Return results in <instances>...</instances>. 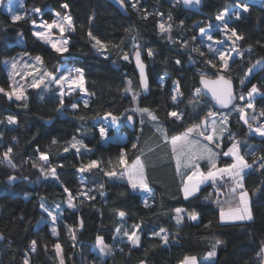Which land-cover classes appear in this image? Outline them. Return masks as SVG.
<instances>
[{"label": "trees", "instance_id": "16d2710c", "mask_svg": "<svg viewBox=\"0 0 264 264\" xmlns=\"http://www.w3.org/2000/svg\"><path fill=\"white\" fill-rule=\"evenodd\" d=\"M123 2L128 17L105 0H23L27 13L39 8L41 19L48 22L56 13L72 16L75 30L68 33L69 51L62 54L34 37L32 22L38 20L35 15L13 22L11 15L0 11V88L12 92L3 60L23 52L41 56L44 69L53 74L65 64L82 68L90 95L87 107L78 103L79 107L71 110L64 107L71 101L64 100L61 108V98L54 92H40V95L29 89L27 99L20 101L0 93V121H3L0 153L12 147L16 164L12 168L6 161L0 163V234L4 237L0 241V264H23L25 258L29 264H61V259L63 264H181L190 256H195L199 264H262L264 169L258 165L264 157V137L248 132L236 104L228 111L216 110L201 95L198 80L204 75L200 71L212 78L221 74L235 83L238 97L242 93L246 95L253 84L257 85L259 93L252 99V110L264 117L261 115L264 113V70L257 75H246L256 61L264 60V1L204 0L202 14L185 11L180 0ZM65 3L68 9L62 7ZM244 6L248 12L241 14L240 19L231 18L228 23L244 37L236 43L243 58L232 60L227 69L217 68L216 63H208V56L199 47V29L205 28L208 21H215L225 10L237 11ZM161 22L166 26L171 24V32L162 33L158 27ZM198 23L201 25L196 27ZM20 37L23 45L18 44ZM185 42L187 47L183 46ZM135 45L143 51L147 63L149 50L154 54L153 65L148 64L151 90L146 97L141 94L131 62ZM125 55L128 60L123 59ZM177 60L180 64H176ZM164 75L167 79L161 85L158 80ZM241 79L245 80L243 86L239 83ZM173 83H177L180 92L176 102L172 100ZM247 103L248 100L244 104ZM135 107L146 108L155 115L161 132L153 123L139 124L133 113ZM172 111L182 119L171 117ZM209 113L228 114L229 132L215 145L216 152L221 154L216 163L218 168L232 163L233 159L224 153L235 141L247 140V146H253L254 152L249 154L244 148L246 161L252 167L243 177L252 221L221 224V211L237 204L230 199L231 187L226 184L217 187L207 183L195 196L183 197L182 181L188 172L178 167L170 140L209 118ZM10 115L17 119V124H7ZM129 115L137 119L135 130L129 131L122 123L126 140L104 143L93 122L105 116L127 118ZM162 131L166 132L167 139ZM74 139L87 147L77 152L71 147ZM40 153L49 156L47 165L56 168L58 179L46 178L40 172L39 167L45 164L38 159ZM122 154L127 161L124 166L118 163ZM136 159L144 164L147 182L153 191L148 207L143 196L132 190L120 175ZM92 160L100 162L98 168L78 170ZM207 167L203 164V170L207 171ZM112 170L117 172L116 177L104 175L105 171ZM10 176L20 180L14 187L5 184ZM64 187L74 197V208L67 207ZM90 196L95 198L89 199ZM42 203L51 212L57 209L55 223L41 208ZM176 208L185 210L180 224L176 223ZM118 211H124L126 216L121 219ZM188 214H196L198 219L192 221ZM138 223L142 224L138 232L140 242L133 247L123 232L131 231V226ZM53 227L57 229L55 235ZM117 228H121L119 239H115ZM161 229L169 235L167 244L160 238ZM100 237L112 247L105 257L97 249ZM33 240L37 242L34 252L30 251ZM217 241L222 243L216 248L217 255L212 262H201Z\"/></svg>", "mask_w": 264, "mask_h": 264}, {"label": "snow or ice", "instance_id": "6c2138e0", "mask_svg": "<svg viewBox=\"0 0 264 264\" xmlns=\"http://www.w3.org/2000/svg\"><path fill=\"white\" fill-rule=\"evenodd\" d=\"M121 3H123V0H121ZM183 3L188 5V4H200V0H183ZM62 7L64 9H68L69 5L67 3L63 4ZM132 7H136L135 2H133ZM248 7L244 6L242 8L243 12H248ZM34 11L39 14L41 13V9L36 8ZM149 13L148 15H150ZM57 16H59V13H56ZM160 16H163V13H159ZM229 13L227 10L222 12L221 14L216 16V20L220 21L222 23V28L220 31L223 33L226 41H229L233 44H235V41L238 40H243L244 37L241 35H238L235 28H230L229 24L226 21V17H228ZM236 19H240V13L236 12L233 14ZM147 18V15L145 16V19ZM13 22L19 21L21 17L19 15H15L12 17ZM94 19V17H93ZM169 20H171V16L168 17ZM33 25L40 29L37 31L33 32V35L43 41L46 44H50L51 47L57 52V53H64L69 51L67 45L69 43L67 38H62L59 42H55L51 39V36L49 35L51 29L53 28H58L59 32L63 35L65 30L67 29L68 31H74V24H73V18L71 15H64L62 19L59 21H53L52 23H47V22H42L40 24H36L35 21H33ZM160 31L162 33H169L171 32V24H168L167 26L165 23L161 22L158 25ZM47 29V31H45ZM201 35H206L207 39L209 41H213V36L207 35L204 27H200L199 29ZM89 35L91 36V32H89ZM235 38V39H233ZM95 39V38H93ZM171 39V37H169ZM217 45H219L221 42L220 41H215ZM97 45H101V42L99 40H96ZM184 47H187L186 42L183 43ZM103 48V45H101ZM208 51L212 52L215 54V57L218 58V60L221 62V69H227L229 67V61L232 59L231 55H229V51L227 49H222L220 47H213L212 44H209L208 46ZM195 51H199V49H194ZM235 50V49H233ZM250 51V49H249ZM149 56H152L151 50L148 52ZM200 55H204L203 52H200ZM241 58H243V53H239ZM135 58L137 62V66L140 71V77H141V83L143 84V88L145 91L148 89V82L145 76V65L141 62L140 59V52L137 50L135 53ZM123 59L128 60L129 57L125 55ZM35 61L37 64L42 65L43 64V58L41 56H36ZM208 63H212L211 59L208 61ZM257 64L260 63V61L256 62ZM176 64H180V61L177 60ZM12 67L16 68V63H12ZM25 67H29V65H25ZM215 67V65H213ZM255 67V65H253ZM252 69L248 70V73L246 75L251 74ZM75 73V77H72V73ZM31 74V73H29ZM45 80L48 81L47 84H45ZM202 81L205 85H212L210 88V91L212 92L213 96L217 100V102L222 106V107H227L228 104L235 99L236 97L233 95L232 91V82L230 80H226L223 76H220L218 80L216 81H208L206 79H203ZM240 85L243 86L245 84V80L241 79L239 81ZM44 84L45 87H51L52 84H55L57 87L63 89L65 85H67V92L64 90H61L59 92V95L61 97L60 100V106L61 108L63 107V97L67 94L70 95L72 91L79 90L82 93L87 94V89L85 88V77H84V70L82 68H74V69H68L67 74H62L60 76H56L51 72H44L40 78L34 79L31 86L34 88L40 87V85ZM173 91L177 95L172 96L173 102L177 101V96L180 94L179 93V87L177 86L176 88L173 89ZM0 93H4L10 100L12 99V96H15V99L17 101H20L22 99H25L24 94L22 91L15 90L13 89L12 92H5L3 88H0ZM259 93V89L257 85L253 84L251 88L247 91V108L252 109L254 107L252 103V98L254 94ZM197 95H199V90H197ZM239 100L244 101L246 99L245 95L242 93L239 95ZM83 104L85 107L88 106V100L84 99ZM26 106V105H25ZM73 109H76L79 107L78 104H72L71 106ZM241 113V119L244 120V123L249 126L250 129H252L254 132L258 133L260 136L264 137V123L259 124L257 127L252 128L251 123H249L248 119L245 117L244 113L245 110L244 108H239L237 109ZM136 111L140 112H148V114L151 116L153 120H156L157 117L153 115L148 109H136ZM111 115V114H109ZM171 117H174L176 119H182V117L176 112L172 111L169 113ZM209 115H213L212 113H209ZM262 116H264V113H261ZM107 119V117H105ZM113 121H116L118 117L112 116ZM129 121L133 119L131 115L127 117ZM253 120H256L257 117L253 116ZM227 118L224 117L222 118L221 123L224 124L226 123ZM0 123H3V121H0ZM18 121L14 116H8L7 117V124L9 125H15L17 124ZM220 132L221 134L224 131L223 127H220L218 129L217 127V121L215 119L212 120L211 125L209 126L208 122L205 120L201 124L194 125L193 127L189 128L182 136H176L171 139V145L173 148V151L175 152L177 150L178 144L181 147V151H183L188 157L189 160H191V157L193 155L197 156V158H201L204 156H207V158L210 159L211 161V167L209 170L206 172L200 171L199 168L196 165H191L194 167L196 170L193 171L190 175L187 176V183H185L182 191L185 199H188L190 196L195 194V192L198 190L199 184L203 182H216L218 179H223L225 176L228 177L229 180L232 181L233 186L231 187L230 191L231 193L238 195L239 197V207L235 209H230L227 213L221 212L220 217L221 221H252L254 219L251 207H250V201H249V193L247 190L244 189V184H243V174L245 169H248L252 167V165L248 164L245 157L240 154V150L238 147V143H233L231 147L228 148V150L224 153L225 156H231L233 157L234 162L223 167V168H217L215 160H214V153H212L211 149L208 148L207 146H203L200 148V146L197 144H193V142L189 139L191 134L196 133L197 135L203 137L204 140H207L209 142H213L214 138L217 136V132ZM100 135L101 136H106V130L104 128L100 129ZM162 135H164L165 139H167V134L166 132L162 131ZM0 139H2V135H0ZM53 143H56L53 141ZM218 144V141H217ZM72 148H75L77 152L80 151L81 148H86L87 146L82 144L79 141H76L75 139L73 140V143L71 145ZM135 147V145H133ZM199 149V151H198ZM65 151H68L67 148H65ZM13 149L12 147H7L3 153H0V163L2 162H7V164L15 168L16 164L13 162ZM39 161L45 162L43 166L39 167L40 172L47 178L51 176L54 179H58L56 168L55 167H50L47 165V161L49 160V156L46 153H40L38 156ZM99 161L92 160L88 164L81 166L78 170L80 172L84 171H91L92 169L98 168L99 167ZM119 165L124 166L127 164V161L125 160L123 154L119 158L118 161ZM177 163L179 165V157L177 160ZM259 168L264 169V157L261 158V162L259 163ZM33 167H37L36 164H33ZM127 174H128V181L131 185L132 190H137L139 189L142 192H151V189L149 188L148 182H147V177L144 171V164L137 159L135 163L131 166L130 169H127ZM104 175L108 177H116L117 172L115 170L112 171H105ZM17 179L16 176H10L9 180L10 181H15ZM195 181V183H193ZM100 187L102 188L103 185L101 184ZM239 190V191H237ZM64 192L67 193L68 195V203L67 207L68 208H74L75 205L73 203L74 197L69 191L67 187H64ZM81 195H86V193H81ZM89 199H94V196L88 197ZM147 201H145V207H148ZM41 208L43 209L44 212L47 213L48 216L51 217L53 223L56 222V215H53L51 211H49L44 204H41ZM183 212H185L184 209L182 208H176L175 209V219L176 223L180 224L182 223L183 216L181 215ZM118 216L123 219L126 216V213L124 211H118ZM188 219L192 221H196L198 219V216L196 214H188ZM81 227H82V222H81ZM123 227V225L121 226ZM142 227L141 223L138 224H133L131 226V231L125 230L123 232V236L127 237V240L131 243L133 247L139 246L140 242V235H138V232L140 228ZM73 232L75 231L74 229L72 230ZM117 233L121 232V228L116 229ZM162 235L160 236L161 240L163 241L164 244H167L169 242V235L167 234V231L165 229L160 230ZM52 233L55 235L57 234V229L55 227L52 228ZM3 235L0 234V239H3ZM73 239H75V236L73 235ZM221 241H217L216 245L213 246V249L207 253V258H213L217 255L216 248L221 244ZM97 244L99 245V248L101 252L103 253H108L112 251V247L107 244L103 237L98 238ZM37 247V242L33 240L30 245V251L34 252ZM57 251L59 252L60 245L57 244L55 245ZM262 252H264V248L261 249ZM23 264H29V260L27 258L24 259ZM61 264H63V259H61ZM181 264H198V260L195 256H190L186 257L181 261Z\"/></svg>", "mask_w": 264, "mask_h": 264}, {"label": "rangeland", "instance_id": "374dc122", "mask_svg": "<svg viewBox=\"0 0 264 264\" xmlns=\"http://www.w3.org/2000/svg\"><path fill=\"white\" fill-rule=\"evenodd\" d=\"M0 11L11 15V17H13L15 15H19L21 18H25L26 16L35 15V17L38 18V20L35 21L37 25L42 23V22L52 23L53 21H59L64 16V15L57 16L56 14H54V18H53V20L51 22L45 21V20L41 19L42 13L37 14L34 10L30 11V13H27V11L24 8L23 0H6V1L0 0ZM236 12H239L240 15L245 13V12L242 11V8H239L237 11H234V10L228 11L229 15H228V17L225 18L227 23H229L231 18L235 17L233 14L236 13ZM199 25H201V23H198L195 26L198 27ZM221 28H222V23L220 21H217V20L208 21L207 26L204 29H205L207 35L213 36V41H209L207 39L206 35H201L200 31L198 32V36H197L199 47H201L203 49L204 53L208 56V61L211 59L212 63H216L217 68H221L220 67L221 62L218 60L217 57H215L214 53L208 51V47L207 46L209 44H212L213 47H220L222 49H227L229 51V55H231V57H232V59L229 61V63L232 60H235L236 58H238L240 56L239 53H241L238 50V47L236 45L237 41H235V44H233V43H231L229 41H226L223 33L220 31ZM37 30H40V29L36 28L33 25V22H32V32L37 31ZM45 31H47V29H45ZM69 32L70 31H68L66 29L65 32L62 35L59 32L58 28H53V29H51L49 35L51 36V39L53 41H55V42H59L62 38H67L68 41H69V38H68V33ZM233 39H235V38H233ZM39 41H41V40H39ZM215 41H220L221 43L219 45H217L215 43ZM41 42H43V41H41ZM18 44H20V45L24 44V40H23L22 37H20L18 39ZM44 44H46V43H44ZM46 45L51 47L50 44H46ZM67 47H68V45H67ZM137 47H138V45H135V47L132 48V52ZM233 49H235V50H233ZM147 56H148V61H149L148 64H149V66H152L153 65L152 60L154 58L153 52H152V56H149L148 53H147ZM13 62L16 63V68L12 67V63ZM212 63H210V64H212ZM3 65H4V67H5L6 71H7L8 77H9V79L11 81V87H12L11 91H13V89L22 91L23 94H24V97H25V99H22V100H26L27 99L26 91L29 90V89H32V90L37 91L39 93L43 92L44 94H48V93L54 92V93H57L59 95V92L61 90H64L65 92H67V85H65L63 89L57 87L55 84H52L51 87H45L44 84L40 85V87H38V88L32 87L31 84H32L33 80L37 79V78H40L42 76V74L44 72H46V70L44 69L43 65L37 64V62L35 61V57L30 56V55H28L26 53L21 52V53H18L15 57H13L11 59L3 60ZM25 65H29V67H25ZM74 68H76V67L73 66V65L65 64V65L61 66L59 68L58 72L56 74H54V75L60 76L62 74H67L68 69H74ZM29 73H31V74H29ZM199 73L200 74H204V75H208L207 73H205L203 71H200ZM75 75L76 74L73 72L72 73V77H70V79L75 77ZM220 75H219V77H220ZM166 79H167V75H164L163 77H161L158 80V82L161 85H164L165 82H166ZM47 83H48V81L45 80V84H47ZM177 86H178L177 83H173V86H172V94L173 95H177L173 91V89L176 88ZM85 88H86V83H85ZM129 91L131 92V95H133V97L135 98L136 96L131 91V89H129ZM200 92H201V90H200ZM41 93H40V95H41ZM257 95H258V93L254 94L253 98L255 96H257ZM179 97H180V94L177 96V100L179 99ZM245 97H246V99L244 101H241V103H239V104L236 103L235 106H236V109L244 108L245 117L248 119L249 123H251L252 128H255L259 124L264 123V117H261L259 114L254 113L252 109L247 108V104H244L245 101L247 100V95H245ZM12 99H15L14 95L12 96ZM84 99H87L88 102H89L90 95L88 93L87 94L82 93L79 90L72 91L70 95L66 94L63 97V101L64 100H66V101L70 100L71 101V103L69 105L64 106V107H66L68 109H71V110H75V109H73L71 107L72 104H78V103H82L83 104V100ZM136 109H138V107L134 108L133 113L138 118V123L139 124H143L144 122L153 123V124H155L157 131L161 132V130L159 129L160 127L158 125H156V123H157L156 120H153L151 118V116L148 114V112H140V111H136ZM236 111H237V113L240 114V118H241V113L238 110H236ZM63 115L64 114L61 111L60 112V116H63ZM253 116L257 117V119L253 120L252 119ZM105 117H107V119ZM105 117L100 118V119H98V120L93 122V124L98 128L99 133H100V129L101 128H104L106 130V136H101L100 135L101 136V140L104 143H108L110 141H113V142H124L126 140V136H125V133L122 132L121 126H122V123L124 124V122L126 120V117L125 118L124 117H120L116 121H113L111 116H105ZM224 117H226L227 120H226V123L222 124L221 121H222V118H224ZM213 119H215L217 121L218 129L220 127L224 128V131H223L222 134L219 131L217 132V136L214 138L213 142H209L207 140H204L203 137L197 135L196 133L191 134L189 139L193 142V144H197L198 143L200 148H202L203 146H207L208 148H210L212 153L215 154L213 158L215 160V163H217V161L220 158L221 154L216 152L215 145L217 144V141L220 142L223 139V137L226 136L228 134V132H229V129H228V114L224 113V114H216V115L210 116L209 118L203 119L199 124H201L203 121L206 120L208 122L209 126H210ZM241 120L244 123V120L243 119H241ZM245 125L247 126L248 132L251 135H256L257 137H262L258 133L254 132L252 129H250L247 124H245ZM183 134H181L179 136H182ZM236 142H239L238 143V147H239L241 155H243V156L245 155L244 154V151H245L244 148L247 149L245 151L246 154L254 152V149H253L252 145L247 146V143H248L247 140H245V141L237 140L234 143H236ZM170 147H171V150L173 152V155L177 156V160H178V157H179V165H178V167L181 168V169H186V171L188 172V175H190L193 171L196 170L191 165H196L199 168L200 171H204V172H206V171L203 170V164H207V166H208L207 170H209V168L211 167V161H210L209 158H207V156H204V157H201V158H197V156L193 155L191 157V160H189V157L183 151H181V147H180L179 144H178L177 150L175 152L173 151L171 142H170ZM198 151H199V149H198ZM225 157H230V158L233 159V157H231V156H225ZM139 160L141 161V159H139ZM135 161L132 162L131 164H129L128 166H126L125 169L120 173V175L122 176L123 180H125L128 183H129V181H128L127 169H130L131 166L135 163ZM233 162H234V160H232V163ZM216 166H217V164H216ZM250 169H251V167L248 168V169H245L243 177ZM187 176L183 178L182 189H183L185 183H187ZM193 183H195V181H193ZM207 183H212L214 186H217V187H219L221 185L223 186L225 184L228 187H232L233 186L232 181L229 180L228 177L225 176L223 179H218L216 182L208 181V182L200 183L199 187H198V190L195 192V194H193L189 198H191V197L195 196L196 194H198V192L200 191V188L202 186H204L205 184H207ZM134 191L140 193L143 196L144 200L147 201V202H149V200L152 197V193H153L152 190H151L150 193L142 192L139 189L134 190ZM237 191H239V190H237ZM182 193H183V191H182ZM230 196H231L230 199L236 200L237 204L234 206V208H229L227 210H223V212H225V213H227L230 209H235V208L239 207V197H238V195L230 193ZM183 197H184V195H183ZM52 213H53V215H56V217L59 215L56 208L54 209V211H52ZM28 214L29 213H26L25 215L28 216ZM181 215H183V214H181ZM220 221H221V217H220ZM242 222H248V221H234V222H232V221H224V222H222L221 221V224H234V223H242ZM119 238H120V234L118 233L115 239H119ZM97 249L99 251V255H102L103 257L106 256L105 253L101 252V250L99 248V245H97ZM212 260H213V258H205L201 262H204V263L212 262ZM198 264H199V262H198Z\"/></svg>", "mask_w": 264, "mask_h": 264}, {"label": "water", "instance_id": "95a60500", "mask_svg": "<svg viewBox=\"0 0 264 264\" xmlns=\"http://www.w3.org/2000/svg\"><path fill=\"white\" fill-rule=\"evenodd\" d=\"M107 1L109 4H111L113 7H115L123 16L125 17H128L129 16V13L127 11V7L125 5V3H121V0H105ZM260 1H264V0H260ZM180 3H181V6L182 8L185 10V11H189V12H192V13H196V14H202V8H203V5H204V0H200V4L197 5L195 3L193 4H184L183 3V0H180ZM139 51L140 52V59H141V62L145 65V76H146V79H147V82H148V89L147 91L144 90L143 88V84L141 83V77H140V71H139V68L137 66V62H136V58H135V53L136 51ZM144 56L145 54L143 53V51H141L140 49H135L131 55V62L133 64V67H134V71L137 75V78H138V84H139V88H140V91H141V94L142 96L146 97L150 94V90H151V83H150V79H149V66H148V63L145 61L144 59ZM260 61L259 64H257L256 62L253 64L255 65V67H253V65L251 66V73L253 75H257L259 73H261L263 70H264V60L263 59H260L258 60ZM202 77L203 79H206L208 81H216L219 79V77L217 78H212V77H209V76H206V75H202L200 76L199 80H198V84L200 86V90H201V95L207 99L211 104L212 106L216 109V110H220V111H228L230 109L233 108V106L237 103L238 101V95L236 93V86H235V83L230 80L229 78L223 76L226 80H230L232 82V91H233V95L236 97L235 99H233L227 107H222L218 102L217 100L215 99V97L213 96L212 92L210 91V88L212 87V85H205L202 81ZM132 116V115H131ZM133 119L131 121H129L127 118L124 122V126L129 130V131H134L135 130V127H136V121L137 119L132 116ZM20 182L19 179H16L15 181H10L9 178L7 180H5V184L8 186V187H14L16 184H18ZM3 239H0V241H2ZM262 264H264V252H262Z\"/></svg>", "mask_w": 264, "mask_h": 264}, {"label": "crops", "instance_id": "0c3cea01", "mask_svg": "<svg viewBox=\"0 0 264 264\" xmlns=\"http://www.w3.org/2000/svg\"><path fill=\"white\" fill-rule=\"evenodd\" d=\"M152 190V189H151ZM153 192V191H152ZM152 196H153V193H152Z\"/></svg>", "mask_w": 264, "mask_h": 264}]
</instances>
